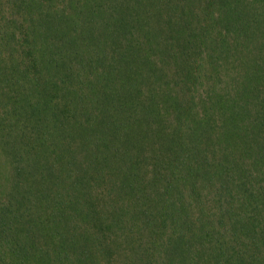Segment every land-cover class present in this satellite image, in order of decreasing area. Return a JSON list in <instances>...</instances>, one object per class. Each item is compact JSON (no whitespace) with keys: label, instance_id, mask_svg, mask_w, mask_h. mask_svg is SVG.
Listing matches in <instances>:
<instances>
[{"label":"trees","instance_id":"trees-1","mask_svg":"<svg viewBox=\"0 0 264 264\" xmlns=\"http://www.w3.org/2000/svg\"><path fill=\"white\" fill-rule=\"evenodd\" d=\"M0 264H264V0H0Z\"/></svg>","mask_w":264,"mask_h":264}]
</instances>
